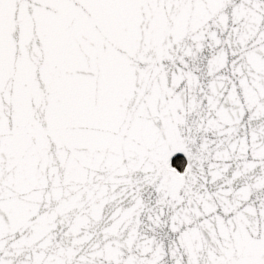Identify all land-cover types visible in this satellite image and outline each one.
<instances>
[{"label":"snow or ice","instance_id":"6c2138e0","mask_svg":"<svg viewBox=\"0 0 264 264\" xmlns=\"http://www.w3.org/2000/svg\"><path fill=\"white\" fill-rule=\"evenodd\" d=\"M0 264H264V0H0Z\"/></svg>","mask_w":264,"mask_h":264}]
</instances>
